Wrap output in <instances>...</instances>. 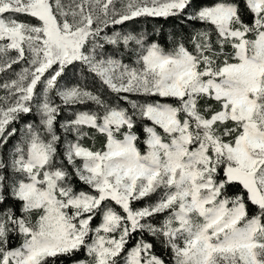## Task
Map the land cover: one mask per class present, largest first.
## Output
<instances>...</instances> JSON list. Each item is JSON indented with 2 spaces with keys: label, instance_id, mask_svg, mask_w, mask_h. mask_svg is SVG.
<instances>
[{
  "label": "snow or ice",
  "instance_id": "1",
  "mask_svg": "<svg viewBox=\"0 0 264 264\" xmlns=\"http://www.w3.org/2000/svg\"><path fill=\"white\" fill-rule=\"evenodd\" d=\"M144 234L264 264V0H0V264H165Z\"/></svg>",
  "mask_w": 264,
  "mask_h": 264
},
{
  "label": "trees",
  "instance_id": "2",
  "mask_svg": "<svg viewBox=\"0 0 264 264\" xmlns=\"http://www.w3.org/2000/svg\"><path fill=\"white\" fill-rule=\"evenodd\" d=\"M200 3L203 4H209L212 3L213 0H199ZM191 11V8L188 10ZM202 25H200L198 22H190L186 21L183 18H177V17H169L167 19L164 18H146V17H141L137 18L133 21L126 22L122 26H116L117 30L123 29V30H133V29H139L142 33L147 35L150 40H156L159 43H161L166 49L171 48L172 46V41H171V36L172 34H176L177 38H183L185 42L187 43L188 38L192 35V33L197 29L201 28ZM137 31V30H136ZM189 47H191L190 44H188ZM125 62L128 60H126ZM73 70L69 69L68 73ZM78 77V76H77ZM79 78V77H78ZM107 95V93H106ZM55 99V98H54ZM56 103H59V100L56 99ZM83 106H76L75 108L73 107H66L63 109L61 112V115L58 117L59 121H62V115L66 113L65 111L67 109L72 110V111H77L79 108H82ZM88 107V106H87ZM79 109V110H80ZM26 119L31 120L32 117H27ZM59 130V128H58ZM137 132H140V129L137 128ZM62 135V132H61ZM141 137L143 138V133L140 132ZM86 143H91V141H85ZM97 146L99 147V143H97ZM141 149L143 150V145H140ZM73 184L76 186L77 190L81 188H85L84 185L80 184L78 181L73 180ZM231 191V189L229 190ZM153 200H155V196H153L151 199H146L144 201L138 202L136 206H142L145 203H150ZM162 219V217H157L156 220ZM156 222V221H154ZM98 223V220L93 221V224L95 225ZM140 233L137 232L132 239L129 241L128 247H131L134 242L138 239H140ZM144 239L150 241L153 243L154 248L153 252L154 254L160 256L164 261L165 264H171V253L170 251L166 250L163 245L160 243L159 240H157L154 237H150L147 234H144ZM19 243V239H15V244ZM79 256L83 258V253H80Z\"/></svg>",
  "mask_w": 264,
  "mask_h": 264
},
{
  "label": "rangeland",
  "instance_id": "3",
  "mask_svg": "<svg viewBox=\"0 0 264 264\" xmlns=\"http://www.w3.org/2000/svg\"><path fill=\"white\" fill-rule=\"evenodd\" d=\"M135 30L141 32L139 29H135ZM126 58H127V57H126ZM133 58H134V57H133ZM126 60H127V59H126ZM126 62H128V60H127ZM69 79H71L72 81H75L76 79H78L77 76H74V75H73V70H71V71L68 73V77H65L64 79L61 80V83L63 84V83H65L66 80H69ZM88 107L91 108L92 105H88ZM82 108H83V107H82ZM79 109H80V108H79ZM79 109H78V110H79ZM80 110H82V109H80ZM65 112H66V113H64V114L62 115V119H63L62 121L66 120V119H70V118L73 117V113H74V111L67 109ZM65 135H66V138H67V139H69V140L73 139V136H72L71 133L64 134V133L62 132V136H65ZM12 142H13V141H10V142H9V147L11 146V143H12ZM97 147H98V146H97Z\"/></svg>",
  "mask_w": 264,
  "mask_h": 264
}]
</instances>
